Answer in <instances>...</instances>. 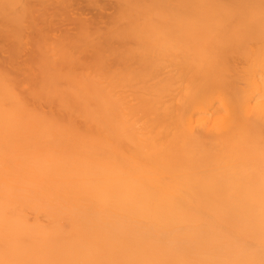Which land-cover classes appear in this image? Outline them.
I'll return each instance as SVG.
<instances>
[{"label": "bare ground", "instance_id": "obj_1", "mask_svg": "<svg viewBox=\"0 0 264 264\" xmlns=\"http://www.w3.org/2000/svg\"><path fill=\"white\" fill-rule=\"evenodd\" d=\"M74 2L0 0V264H264V0Z\"/></svg>", "mask_w": 264, "mask_h": 264}, {"label": "rangeland", "instance_id": "obj_2", "mask_svg": "<svg viewBox=\"0 0 264 264\" xmlns=\"http://www.w3.org/2000/svg\"><path fill=\"white\" fill-rule=\"evenodd\" d=\"M97 2L98 5L93 6L88 0H75L73 4L75 14L68 18L63 17L57 21V24L61 25L56 28L51 39L62 37L66 31L71 36L78 35L80 33V21L87 22L93 30L109 31L113 26V17L116 13L115 0H97ZM7 60L8 55L0 52V64L7 62ZM25 60L26 57L23 56L17 60V63L22 64Z\"/></svg>", "mask_w": 264, "mask_h": 264}]
</instances>
